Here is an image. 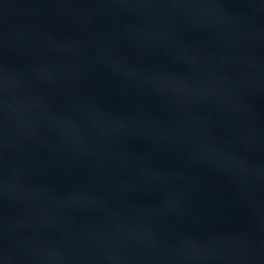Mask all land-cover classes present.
Returning a JSON list of instances; mask_svg holds the SVG:
<instances>
[{"label": "water", "instance_id": "1", "mask_svg": "<svg viewBox=\"0 0 264 264\" xmlns=\"http://www.w3.org/2000/svg\"><path fill=\"white\" fill-rule=\"evenodd\" d=\"M0 264H264V0H0Z\"/></svg>", "mask_w": 264, "mask_h": 264}]
</instances>
